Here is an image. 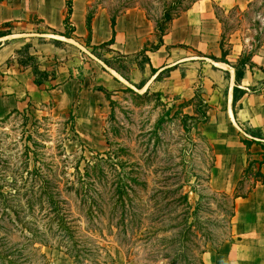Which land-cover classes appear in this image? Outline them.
<instances>
[{
  "label": "trees",
  "instance_id": "16d2710c",
  "mask_svg": "<svg viewBox=\"0 0 264 264\" xmlns=\"http://www.w3.org/2000/svg\"><path fill=\"white\" fill-rule=\"evenodd\" d=\"M195 2L182 8L181 12H178L179 0L165 7L160 17L155 21L154 41L145 43L137 53L131 56L121 54L111 48L114 45V25L117 15L111 16L110 19L113 29L111 39L97 46L91 45L90 23L93 12H88L85 18V26L88 31L85 46L105 67L115 71L127 83L141 91L145 87V83L132 84L131 67L136 66L139 70L144 71L145 66H149L151 75H155V81H159L164 72L168 74L176 68L174 65L158 72L151 67L147 53L157 52L164 46L163 37L168 34L171 22L181 13L190 9ZM251 4L252 2L246 8ZM233 10L240 12L237 7H234ZM71 14L72 0H65V14L62 21L64 32L61 36L67 39H71L74 32L70 21ZM215 15L222 29L218 42L220 55L219 57L209 55L207 58L216 63L226 64L234 70L232 110L236 116L237 109L241 108L239 101L243 96L250 93L261 94L253 86L247 87V90L240 87L246 71L256 68L253 58L258 54L262 42L256 38L259 43L254 50L246 54L240 53L238 57L231 60L232 53L224 50V22L217 14ZM146 18L150 20L147 15ZM4 27L10 28L11 25L6 24ZM9 34L10 30L0 31V38ZM54 44L58 47L63 46L62 42L58 41H55ZM30 47L29 44H26L15 54L23 58V60L18 59L19 64L30 68L34 77L33 83L39 88L45 82L54 80L55 76L52 72L39 69L37 59L29 54ZM259 70L264 72L263 69ZM94 90L100 92L112 107V91H108L104 87ZM126 90L133 92L130 88ZM202 92L201 86L197 85L190 100L185 101L175 97L164 103L161 100L168 98L167 95L151 92L149 88L137 95L147 104L153 102L164 110L166 108L156 121L155 128L151 133L152 140L154 139L157 145L160 146L163 143L162 136L159 134L163 123L172 120L176 114L182 134L192 144L195 138L203 142L209 141L200 131V127L209 121L207 112L210 110V105L203 98ZM178 101L180 102L176 105ZM170 102L174 104H170ZM169 105L170 107H168ZM188 108L191 109V114L183 112ZM173 109L175 112L171 113ZM28 114V110L22 112L12 110L0 119V124L5 123L13 115H19L24 121V128L27 125L32 128L42 125L37 120L30 121L27 117ZM67 124L70 125V130L74 133L75 118L72 111L69 112ZM247 134L251 137L250 139H241L247 150L251 144L260 143L256 142L255 138L263 139L258 129L252 128ZM21 138L16 140L14 136L0 132V264H51V260L42 252L43 248L64 253L72 264H87L84 259L90 260V264H112L114 259L108 250L102 249L101 253H98L99 247H95V245L91 247L92 242L83 241L78 235L77 222L79 219L72 216L71 204L73 203L76 206L75 212L83 217L87 224L98 222L100 219L106 220V228L110 232H112V228L125 229L128 225L137 230L145 228L144 231H147L149 228L147 224L151 221V216L162 217L166 205L176 204V206L182 207V215L176 217L174 225H170L169 228H181L180 234L184 238H188L190 234H194L195 230H198L201 224L199 213L202 205L209 199L213 200L216 195L208 187L209 176L206 178L204 189L196 190L194 184L189 185L192 178H197V175L192 173L194 168L192 165L190 170L185 169L182 176L175 174L176 178L173 176L164 177L160 170L150 172L146 159L142 165L135 162L132 155L126 150H120L121 156H118L117 153L113 154L111 151L95 152L96 157L90 161L84 160L82 156L81 160L85 162L82 169H80V162L76 161V165L72 166V173L68 174L66 171L65 173L64 170L58 173V165L54 161L48 160L49 157L44 160L45 153L42 151L48 148L32 139L31 133L26 135L25 139ZM209 150L213 152L211 145ZM213 156L215 162L214 153ZM213 167L214 163L211 165V168ZM256 176L257 181L264 184V175L257 172ZM158 184L161 187L159 191L156 189ZM185 185H188L190 193L197 196L193 207L189 203V192L183 191ZM249 192L250 190L247 193ZM219 196L230 202L229 218L232 223L235 200L245 198L246 194H238L234 190L232 194L221 192ZM151 203L153 206L148 207ZM102 226L101 230L104 228ZM94 232H97V229H94ZM230 240H232V235ZM213 251H217V249L214 248ZM200 264H204L202 260Z\"/></svg>",
  "mask_w": 264,
  "mask_h": 264
},
{
  "label": "rangeland",
  "instance_id": "374dc122",
  "mask_svg": "<svg viewBox=\"0 0 264 264\" xmlns=\"http://www.w3.org/2000/svg\"><path fill=\"white\" fill-rule=\"evenodd\" d=\"M91 1L92 3L88 6V12L90 13L101 9L105 10L109 16H114L127 9L143 11L145 16H149L150 19L149 30L151 32L149 36H146V40L148 39L146 43H151L154 41L155 21L160 17L165 7L177 0ZM194 1L197 2L198 0H179L178 12H181L182 8ZM212 11L213 13L215 12V18V14H217L224 22V50L232 53L231 60L235 59L239 53L246 54L254 50L259 41L263 42L264 0H253L250 7L240 10V12L234 11L233 8L223 10L217 4H212ZM30 20L38 23L36 18H30ZM37 28L42 29V26H37ZM221 33L222 29H220ZM175 48L172 51H168L169 47H166L159 52L166 59L170 56L166 57V54L172 53V60L189 56V54L191 56L196 54L183 45ZM210 54H205L204 56L208 57ZM17 58L23 60L18 55ZM54 65L51 72L55 77H58L62 65L59 62H55ZM98 65L100 64H97V67ZM199 67L200 72L202 64ZM131 70L130 79L132 84L138 85L141 82L146 84L150 80L151 73L148 66H145L144 71L139 70L136 66H132ZM184 70L185 67H181L179 73L184 75ZM73 72L76 76L75 80L77 79L81 82L83 78H81L80 69ZM199 72L198 77L201 76V72ZM253 72L257 71L254 70ZM98 73L102 75V78L100 76L99 79L86 83L85 88L88 87V90L91 91L88 98H81L75 93L70 94L68 93L70 92L69 90L64 92L63 87L47 94L42 93L39 95L36 93L31 99L30 105L32 107L27 117L30 121L37 120L42 124L40 127L32 128L27 125L24 128L22 117L13 115L5 123L0 124V132L14 136L16 140L22 139L21 137L25 139L26 135L31 133L32 139L48 148L42 151L45 153L44 160L49 157L48 160L54 161L58 165V173L61 170L66 171L68 174L72 173V166L76 165V161L80 162V169H82L85 162L81 158L84 157L83 159L86 161L93 160L96 157L95 152L105 153L111 151L113 154L117 153L118 156H121L120 150H126L129 151L135 162L142 165L144 159H146L148 170L150 172L160 170L164 177L173 176L176 178L175 174L182 176L185 169L190 170L192 165L194 167L192 173H195L197 178H192L189 185L194 184L196 190L204 189L207 176H209L211 181L214 168H211L212 163L215 166L213 152L209 150L210 145H212L211 141L203 142L195 138L193 140L195 145H193L182 134L176 114L172 120H167L163 123V128L159 131L163 143L160 146L159 144L157 145V142L154 139L152 140L153 136L151 133L155 128L156 121L166 108L164 110L153 102L147 104L138 98L137 95L142 92L129 83L126 84V81L115 71L113 73H116L122 81L115 84L118 89L112 91L111 100L113 105L110 107L104 96L94 89L98 87L107 89L108 83L112 81V74L108 70L102 71L100 68ZM257 74L261 79H264V73L261 75L260 73ZM169 76L170 72L168 74L164 72L159 81H163ZM249 77L245 76L242 83L249 82ZM53 85L52 82H49L44 86V90H48ZM197 85L202 88L199 78L198 82H195L192 86L193 93ZM65 87L67 88V85ZM253 87L256 91L264 93V80L258 81ZM127 88H130L133 92H128ZM202 91L204 98L205 92L203 88ZM165 95L168 98H162L161 101L163 103L178 97L172 93ZM180 101L176 102V105ZM170 104L174 103L170 102ZM70 111H72L75 118L74 133L71 132L70 125L67 124ZM174 112L175 109L171 113ZM183 112L191 114V109H185ZM0 113H2L1 105ZM238 126L242 132H240V139H249L247 132L252 130V128L241 123ZM257 172L260 171L255 170L254 166L248 167L241 178L234 183V190L238 194H246L252 189L257 179ZM208 187L216 195L213 200L209 199L208 202L206 201L202 205L199 213L201 224L198 230H195V233L190 234L188 238H184L180 234L181 228H169L170 225H174V219L182 215V207L176 206V204L166 205L164 216L162 217L151 216V221L147 224V227H149L147 231H144L145 228L137 230L128 225L125 229L120 228L117 230L112 228V232H110L106 228V220L100 219L98 222L94 221L92 224H87L83 217H80L75 212L76 206L74 203L71 204V211L74 212H72V216L79 219L77 222L78 235L83 241L92 242L91 247H94V245L99 247L98 253H101L102 249L108 250L114 259L112 264H200L205 252L213 251L214 248L218 249L224 242L230 241L232 235L229 218L231 212L230 202L219 196L221 192L215 189L214 184L209 183ZM160 188V184H158L156 189L159 191ZM183 191L189 192L188 185L184 186ZM196 200L197 196L189 192V203L192 207ZM152 206L153 203L148 205V207ZM101 225L104 227L102 230L100 229ZM94 229H97V232H94ZM42 252L51 260V264H72L64 253L52 251L48 248H43ZM176 257L178 258L176 259ZM84 262L90 264L91 261L84 259Z\"/></svg>",
  "mask_w": 264,
  "mask_h": 264
},
{
  "label": "crops",
  "instance_id": "0c3cea01",
  "mask_svg": "<svg viewBox=\"0 0 264 264\" xmlns=\"http://www.w3.org/2000/svg\"><path fill=\"white\" fill-rule=\"evenodd\" d=\"M253 0H198L190 9L175 18L170 30L163 37L164 46L157 52H148L150 65L158 72L175 65L170 76L163 81L150 80L141 92L148 87L153 92L164 95L172 93L181 100L188 101L193 96L192 86L201 81L205 92L204 98L210 110L207 112L208 123L200 127V131L211 141L215 155V166L211 176V184L220 192L231 193L236 183L248 167H255L264 175V93L243 96L236 116L232 110V88L234 86V70L223 63H216L205 54L219 57L218 48L221 26L212 11V4L223 10L237 7L243 10ZM91 0H72L71 25L74 28L71 39L61 34L64 32L63 18L65 0H0V31L10 30V34L0 38V105L5 117L12 110L30 111L31 99L34 95L51 93L63 87L64 92L75 93L81 98H88L91 91L86 83L97 80L102 71L111 72V83L107 90H117L116 83L122 79L109 68L105 67L86 48L85 40L88 31L85 18ZM30 18H36L38 23ZM111 16L105 10L97 9L91 19V45L97 46L109 41L112 37ZM9 24L11 27H4ZM149 20L143 11L127 9L115 17L114 51L124 55H134L148 42ZM37 26H42L38 29ZM149 38V37H148ZM214 40V41H213ZM55 41L63 46H56ZM29 44V54L37 59L39 69L51 72L55 62H59L60 74L54 80L45 82L41 87L33 83L34 77L29 67L20 65L15 52ZM183 45L196 54L172 60L171 54L166 58L160 54L161 49L168 51ZM174 47V48H173ZM240 54V53H239ZM238 54V56H239ZM237 56V57H238ZM256 65L252 71H246L249 82L242 83L240 88L263 81L259 69L264 70V40L258 54L253 58ZM98 65L97 67V64ZM202 64L201 73L199 65ZM77 66V67H75ZM185 67L184 75L179 71ZM89 68V70H87ZM93 68V70H91ZM80 69L82 79L75 80L73 71ZM150 71V67L148 66ZM256 70L257 72H253ZM72 71V73H71ZM92 72V74H91ZM198 72L201 76L198 77ZM57 75V73H56ZM244 76V77H245ZM264 78V74H263ZM124 81V80H123ZM49 82L54 85L48 90L44 86ZM127 84V82H125ZM67 85V88L65 87ZM149 85V86H147ZM97 92V91H96ZM1 118V119H2ZM246 124L258 129L263 139H254L246 149L241 142L239 124ZM242 133V132H241ZM249 139L250 136L247 135ZM261 163V164H260ZM215 178V179H214ZM232 240L224 242L217 251L205 252L202 257L204 264H264V184L257 181L245 198L235 200L234 216L231 223Z\"/></svg>",
  "mask_w": 264,
  "mask_h": 264
},
{
  "label": "bare ground",
  "instance_id": "6f19581e",
  "mask_svg": "<svg viewBox=\"0 0 264 264\" xmlns=\"http://www.w3.org/2000/svg\"><path fill=\"white\" fill-rule=\"evenodd\" d=\"M143 92V91H142Z\"/></svg>",
  "mask_w": 264,
  "mask_h": 264
}]
</instances>
